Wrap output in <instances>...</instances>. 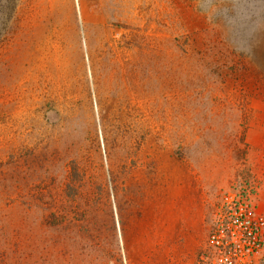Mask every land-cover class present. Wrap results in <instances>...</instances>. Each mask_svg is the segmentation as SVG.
I'll return each mask as SVG.
<instances>
[{
  "label": "rangeland",
  "instance_id": "obj_1",
  "mask_svg": "<svg viewBox=\"0 0 264 264\" xmlns=\"http://www.w3.org/2000/svg\"><path fill=\"white\" fill-rule=\"evenodd\" d=\"M82 4L0 0V264H199L264 207V0Z\"/></svg>",
  "mask_w": 264,
  "mask_h": 264
},
{
  "label": "built area",
  "instance_id": "obj_2",
  "mask_svg": "<svg viewBox=\"0 0 264 264\" xmlns=\"http://www.w3.org/2000/svg\"><path fill=\"white\" fill-rule=\"evenodd\" d=\"M199 264H264V207L246 192L226 191Z\"/></svg>",
  "mask_w": 264,
  "mask_h": 264
},
{
  "label": "bare ground",
  "instance_id": "obj_3",
  "mask_svg": "<svg viewBox=\"0 0 264 264\" xmlns=\"http://www.w3.org/2000/svg\"><path fill=\"white\" fill-rule=\"evenodd\" d=\"M82 1H83L82 6L85 7V9H89L90 11L93 10V7H96V6L97 7L107 6L108 5L107 3H109L110 1L113 2L114 4L119 2V0H82ZM122 1L125 3L126 6H128L130 9H132L134 11V14L138 17V20L140 21V23H142V25H144V22L146 20V0H138L136 2V4H134V2H133L134 0H122ZM38 55H40V53ZM45 55H47V53ZM41 56L43 57V55H41ZM41 60H42V58H41ZM39 61H38V63H39ZM49 63H50V61H49Z\"/></svg>",
  "mask_w": 264,
  "mask_h": 264
}]
</instances>
